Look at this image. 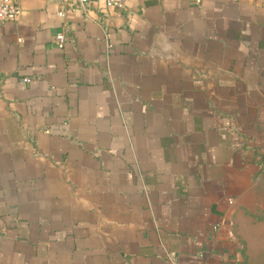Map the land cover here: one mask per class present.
Returning a JSON list of instances; mask_svg holds the SVG:
<instances>
[{
	"label": "crops",
	"instance_id": "1",
	"mask_svg": "<svg viewBox=\"0 0 264 264\" xmlns=\"http://www.w3.org/2000/svg\"><path fill=\"white\" fill-rule=\"evenodd\" d=\"M14 1L0 264H250L242 246H264V0Z\"/></svg>",
	"mask_w": 264,
	"mask_h": 264
},
{
	"label": "built area",
	"instance_id": "2",
	"mask_svg": "<svg viewBox=\"0 0 264 264\" xmlns=\"http://www.w3.org/2000/svg\"><path fill=\"white\" fill-rule=\"evenodd\" d=\"M70 6L85 8L90 2H102L106 8L123 9L124 0H67ZM20 14V9L14 0H0V24L14 22ZM57 48L62 49L65 43L63 34H57L54 38ZM28 81V80H25ZM168 260L172 261L169 256Z\"/></svg>",
	"mask_w": 264,
	"mask_h": 264
},
{
	"label": "rangeland",
	"instance_id": "3",
	"mask_svg": "<svg viewBox=\"0 0 264 264\" xmlns=\"http://www.w3.org/2000/svg\"><path fill=\"white\" fill-rule=\"evenodd\" d=\"M242 253L244 260H249L250 264H264V246H242Z\"/></svg>",
	"mask_w": 264,
	"mask_h": 264
}]
</instances>
